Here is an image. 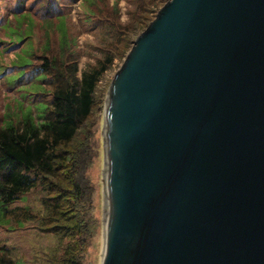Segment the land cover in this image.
<instances>
[{"label":"water","instance_id":"water-1","mask_svg":"<svg viewBox=\"0 0 264 264\" xmlns=\"http://www.w3.org/2000/svg\"><path fill=\"white\" fill-rule=\"evenodd\" d=\"M102 134L101 264H264V0H168Z\"/></svg>","mask_w":264,"mask_h":264},{"label":"trees","instance_id":"trees-1","mask_svg":"<svg viewBox=\"0 0 264 264\" xmlns=\"http://www.w3.org/2000/svg\"><path fill=\"white\" fill-rule=\"evenodd\" d=\"M49 1L54 4L48 0L47 6ZM54 2L60 4L58 0ZM125 2L128 7L125 24L119 20L117 4L104 11L107 14L104 18L111 17L106 25L113 39L94 65L79 69V57L69 46L65 20L57 18L58 57H41L40 66L7 78L14 86L21 83L24 74L29 75L19 86L20 89L28 86L21 96L23 100L28 96L29 105L24 107L18 102L20 112L16 120H10L6 114L0 125V220L11 217L17 224L37 221L40 230L55 236L59 246L48 256V264H87V249L98 225L93 214L94 187L87 176L95 157L93 134L87 122L98 102L97 87L120 56L119 50L126 46L128 36L146 21L150 23L166 3L164 0ZM88 12L89 16L94 14L92 10ZM151 13L155 15L150 18ZM97 17L101 22V16ZM22 21L27 25L20 31ZM16 22L19 26L16 30H10V25L3 28L18 36L20 42L29 37L34 23L28 14L16 18ZM23 34L26 36L22 37ZM23 65L29 67L30 63L26 61ZM36 95L41 99H35ZM83 129H86L84 133ZM36 188L44 193L41 204L47 211L39 221L28 209H8ZM0 264H17L6 247H0Z\"/></svg>","mask_w":264,"mask_h":264},{"label":"rangeland","instance_id":"rangeland-1","mask_svg":"<svg viewBox=\"0 0 264 264\" xmlns=\"http://www.w3.org/2000/svg\"><path fill=\"white\" fill-rule=\"evenodd\" d=\"M46 1L48 0H0V125L6 114H9L10 120H16L18 112H20L17 108L18 102H22L24 107L29 105L28 96L24 100L21 96L27 92L28 86H23L20 89V84H24L29 75L24 74L21 83H16L14 86L7 78L40 66L41 57L52 55L58 57L60 45L58 19L65 20L69 46L74 55L79 57L80 70L94 65L104 54L103 51H107L109 43L113 39V35L106 25L107 20L111 17L104 18L107 15L104 13L107 7L117 4L120 10V22L122 24L128 22V7L125 0H88V2L85 0H58L60 4L53 0L54 4L49 1L48 6ZM167 1L164 0V2ZM89 10H92L94 14L87 15L90 13ZM26 14L32 17L34 25L31 32L28 33L29 37L19 42L17 41L18 36H12L11 31L3 27L10 25V30L14 28L16 30L19 27L16 18ZM154 15L155 13H151L149 17ZM97 16H101V22H98ZM47 17H49V21L46 23ZM147 23L149 22L146 21L145 24L139 26L138 30L128 36L127 48L125 46L119 50L120 56L115 58L113 66L101 79L96 91L98 102L87 122V128L93 134L95 151L93 164L87 176L94 187L93 214L98 223L87 249V264H101L103 253V209L105 206L103 172L105 167L102 131L106 94L115 73L130 50L132 42L145 29L143 27ZM26 25L22 21L20 31L25 29ZM26 61L30 63L29 67H24L23 63ZM35 99H41V97L36 95ZM85 130L83 129V133ZM43 197L44 193L39 188L33 189L17 202L8 206V209H28L36 215L39 221L47 212L41 204ZM1 212L2 208L0 207ZM21 223L17 224L11 217L0 220V247L10 250L17 264H48V256L53 254L59 246L57 238L40 230L37 221Z\"/></svg>","mask_w":264,"mask_h":264}]
</instances>
